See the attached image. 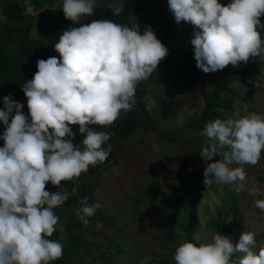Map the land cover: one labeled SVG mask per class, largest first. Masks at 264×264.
<instances>
[{
	"label": "clouds",
	"instance_id": "9594fccd",
	"mask_svg": "<svg viewBox=\"0 0 264 264\" xmlns=\"http://www.w3.org/2000/svg\"><path fill=\"white\" fill-rule=\"evenodd\" d=\"M177 24L186 22L197 31L191 39L196 67L205 74L239 67L250 58L264 59V0H167ZM97 0H63L62 12L72 27L55 43L56 56L37 61L33 78L24 83L28 115L23 104L3 97L0 122V264H53L63 256L64 245L48 239L57 232L55 209L78 195L62 182L79 179L89 167L107 160L113 133L109 128L136 104L137 86L157 71L168 49L148 25L117 23L92 16ZM124 5L113 8L119 16ZM75 25V26H74ZM261 76L255 86L261 87ZM149 111L155 104L144 97ZM245 113L248 105L243 106ZM238 119L207 123L203 135L210 141L200 152L205 161L206 187L213 183L235 185L240 192L247 179L245 166H256L264 153V115L250 113ZM9 120L11 122L9 123ZM83 139L74 146L72 126ZM227 149V150H225ZM220 157L215 162L214 157ZM235 165V167H233ZM51 184L56 191L46 190ZM77 215L84 224L101 207L79 201ZM255 207L264 212V199ZM255 233L243 232L238 242L215 234L211 243L184 242L174 253L175 264H264V247L258 251Z\"/></svg>",
	"mask_w": 264,
	"mask_h": 264
},
{
	"label": "rangeland",
	"instance_id": "374dc122",
	"mask_svg": "<svg viewBox=\"0 0 264 264\" xmlns=\"http://www.w3.org/2000/svg\"><path fill=\"white\" fill-rule=\"evenodd\" d=\"M121 2L123 0H97V6H116ZM230 2L220 0L224 5ZM62 3L63 0H55L54 7L62 8ZM140 10L136 23L150 26L161 41L166 21L174 19L168 11L167 0H143ZM260 19L264 23V17ZM181 24L183 33L170 44L178 50L187 48L188 23ZM28 25L32 28L29 35L47 47V17L35 14ZM258 31L264 39V30ZM239 68H244L247 74L233 82L238 95L231 97L232 110H219L217 118L221 120L238 119L237 112L240 116L250 113L264 115V59L250 58ZM213 75L204 73L208 91L212 87ZM259 76L262 78L261 87L257 88L255 84ZM169 88L170 85L161 79L147 81L144 97L151 96L155 100L149 111L154 125L147 131L134 132L126 141L118 139L116 158L104 164L93 177L94 205L99 203L101 207L87 224L74 229L73 233L81 238L82 245L71 254L66 264H175V249L187 241L184 226L188 209L197 195L201 196L199 225L193 234L197 243H211L218 233L213 224L218 222L234 243L243 232L252 231L257 242L254 250L264 247V212L254 203L264 199V153L256 166H245L247 179L240 192L234 190L235 185L213 183L206 187L203 182L206 165L200 152L210 141L203 131L182 130L187 120L200 113L203 98L195 106L184 105L164 118L158 96ZM23 100L22 111L27 116L26 97ZM142 101L146 107L147 102L144 98ZM245 104L248 105L247 113L243 108ZM120 117L103 130L113 133ZM218 159L220 157H214L208 163ZM80 207L73 204L56 208L54 211L59 217L57 232L48 239L59 240L65 249L68 245L66 227L78 222ZM233 209L238 211L236 223L233 222Z\"/></svg>",
	"mask_w": 264,
	"mask_h": 264
},
{
	"label": "trees",
	"instance_id": "16d2710c",
	"mask_svg": "<svg viewBox=\"0 0 264 264\" xmlns=\"http://www.w3.org/2000/svg\"><path fill=\"white\" fill-rule=\"evenodd\" d=\"M143 0H123L120 4L124 5V11L121 15H113L115 6H97L92 16L81 20V23H90L96 19H111L117 23L128 24L134 22L135 17L141 14L140 2ZM55 0H0V110L3 109V97L11 96L14 101L22 102L24 93L22 87L25 82L31 80L37 71V61L47 59L48 57L58 56L55 51V43L58 42L59 36L63 31L72 27V23L65 19L62 8L54 7ZM120 4L116 5L119 6ZM46 16L49 23V37L46 47L40 40L29 35L31 31L28 25L34 15ZM135 17H134V16ZM75 26V25H74ZM141 34H143V26ZM197 31L191 24L187 25V48L178 50L170 45L178 35L183 33L182 24H177L174 19H168L162 31L161 42L168 49V55L163 59L149 79L157 78L165 81L170 85L158 96L160 113L164 118L171 116L174 111L180 110L184 105L195 106L201 98L203 104L198 115H194L187 120L182 130H192L195 132L203 131L205 125L219 116V110H232L230 106L231 97L237 96L233 89V82L247 74L244 68L227 66L222 71L213 75L212 87L208 91L204 81V72L196 67L194 59V49L191 45V39L194 32ZM142 81L136 90V104L128 113L121 114L120 121L113 129L111 139L104 145L105 148L111 145V152L107 160L96 166L89 167L87 173L82 174L79 179L69 182H62L69 191L76 186L78 195L70 196L68 201L62 206L82 205L80 200L87 197V204L94 205L95 188L93 177L97 175L102 166L116 158V143L126 141L130 136L139 130L147 131L153 125L154 121L149 110L145 107L142 99L145 96V87L147 81ZM226 94V96H224ZM11 120H9V123ZM5 126L0 122V136H2ZM102 130L103 129H98ZM74 146H80L82 135L79 132V126H72ZM108 132V131H107ZM4 141L0 139V147H3ZM46 190L53 192L57 189L50 183ZM201 196L197 195L194 202L188 209L187 221L184 226V234L187 242L197 243L193 234L199 225L198 207ZM180 202V201H179ZM178 202V203H179ZM80 207V208H81ZM91 217H88L89 220ZM238 219V211L233 209V222ZM85 224L78 219L77 223H72L66 227L68 234V245L64 249L63 256L54 261V264H66V260L81 245V238L74 234V229L83 227ZM213 227L219 234L228 236V231L214 222Z\"/></svg>",
	"mask_w": 264,
	"mask_h": 264
}]
</instances>
